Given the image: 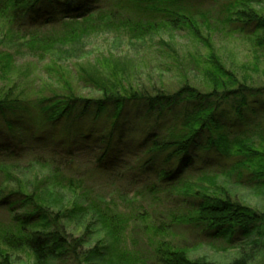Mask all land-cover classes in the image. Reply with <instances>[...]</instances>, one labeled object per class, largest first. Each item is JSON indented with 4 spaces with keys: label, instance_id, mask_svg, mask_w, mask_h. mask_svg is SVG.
Wrapping results in <instances>:
<instances>
[{
    "label": "trees",
    "instance_id": "obj_1",
    "mask_svg": "<svg viewBox=\"0 0 264 264\" xmlns=\"http://www.w3.org/2000/svg\"><path fill=\"white\" fill-rule=\"evenodd\" d=\"M259 1L232 0L214 7L216 0H0V69L6 73L15 65L19 48L41 61L62 49L70 54L88 38L105 34L117 41L122 37L146 43L159 32L184 30L210 52L203 28L231 23L232 13L238 23L264 31V17L248 8ZM239 6L244 8L237 11ZM209 58L208 94L184 88L167 95L153 89L152 96L146 87L127 79L128 69L108 58L99 65L86 60L76 77L49 61L46 75L53 86L59 85L51 86L52 97L28 100L9 89L2 93L0 138L5 135L10 145L0 144V211L6 215L0 223V264H12L11 254L16 252L26 253L34 264H134L126 238L130 223L152 229L157 236L191 225L193 246L205 243L224 255L233 252L227 261L192 258L184 239L180 245L163 242L154 250L159 264H257L264 259V212L213 195L211 175L202 177L200 185L186 178L198 170L199 161L206 166L215 154L241 158L231 171L255 168L253 177L264 174V152L252 150L242 134H231L228 128L235 123H228L222 109L229 98L238 99L235 114H241L238 124L245 126L242 87L216 57L209 54ZM80 88L97 92L99 98L78 96ZM84 119H90L86 126ZM139 121L146 128L134 148L144 161L132 172V181L140 187L132 195L117 189L107 195L97 192L88 184L90 172L81 170L74 153L51 149L43 137L52 130L54 140L74 139L91 147L103 143L98 167L112 173L120 152L114 140L120 147ZM30 127L39 135H24ZM26 151L34 154L26 164L13 157ZM143 175H153L157 182ZM157 199H162L161 205L170 200L185 204L188 212L180 217L172 214L169 220L159 214L158 225H149L143 201L153 204ZM95 234L97 242L89 246Z\"/></svg>",
    "mask_w": 264,
    "mask_h": 264
},
{
    "label": "rangeland",
    "instance_id": "obj_2",
    "mask_svg": "<svg viewBox=\"0 0 264 264\" xmlns=\"http://www.w3.org/2000/svg\"><path fill=\"white\" fill-rule=\"evenodd\" d=\"M223 2L231 3L232 0H216V4L213 6L216 7L217 4ZM242 7L239 6L237 11L241 10ZM248 8L264 17V0L253 2ZM231 19V23L227 21L214 23L212 24L213 27L209 29L202 27L203 37L208 39L211 45L210 52L196 37L187 34L184 30L182 32L181 30L159 32L146 43H131L122 37H119L117 41L108 34L94 35L85 40L83 45L76 47L74 52L70 54H65L64 49H62L53 52L41 61L19 48L15 56V65H12L6 73L0 69V95L9 89L14 96L21 99L34 100L36 97H52L51 86L55 89L59 85L53 86V80H49L50 78L46 75L51 67L49 61H55L58 63V67L76 77V70L79 65L85 64L86 60H89L91 65H94L96 60V64L99 65L102 63V58H108L114 63L122 64V68L125 67L131 73L127 79L134 80V85L146 87L149 92L153 93L152 96L155 94L153 89L163 90L167 95H173L184 88H191L200 94H208L212 91L211 83L206 75L210 68L208 62L210 54L212 57H216L228 72L232 73L238 86L242 87V95L239 98L245 103V107L243 106L245 126L243 122L242 126L238 124L241 114L239 113L238 117L235 114L238 99L229 98L227 103L222 104V109L227 113L225 116L228 117V123L233 125L235 123V126L232 125L233 129L231 126L228 128L229 131L235 135L242 134L243 139L250 140L252 150L259 153L264 152V31H254L253 28L245 26L241 22L238 23L236 14L232 13ZM2 44L3 39L0 37V50L3 49ZM11 53H15L13 49H11ZM234 86L236 87V85L230 87L233 89ZM78 96L87 99L99 98L97 92L83 88L78 90ZM84 120V126L88 125L90 119ZM104 121L103 118L100 123H104ZM2 128L4 126L0 119V132ZM30 128L23 130V134L25 131L26 134L24 135L32 136L31 134L36 132L39 135L38 129ZM145 128L146 125L139 121L137 124H132L133 131L125 135L124 141L119 142L120 147L118 141L114 140V144H117L116 147L120 152L117 151L119 153L117 154V167L112 173H105L103 168L98 167L97 161L101 156L103 143L99 142L91 147L89 144L74 139L57 138L58 140H54L52 139V130H46L43 137L48 138L47 142L51 149L59 151L68 148L74 153L77 165L80 166L81 170L90 172L87 174L89 177L88 184L97 192H103L107 195L110 191L117 189L132 195L134 191L140 189L139 184L135 185L132 181V172H137L144 161V155L134 148V142L141 138L140 133ZM59 134L62 133L59 132ZM8 142L9 140L5 135L0 138V144L9 146ZM33 155L30 151H26L13 157L21 164H26ZM201 156L204 158L203 154ZM251 157L250 155L248 158ZM253 158L258 163L257 157L253 156ZM240 159L238 156L225 159L215 154L210 157V162L206 166H203L202 162L199 161L198 170L190 171L186 174L188 175L186 178L190 182L200 185L204 184L203 180H200L202 177L206 178V175H211L214 182L210 190L213 195L222 199L228 197L233 202L240 203L258 213H263L264 174L253 177L252 172L255 168H239L231 171ZM199 169L201 170L199 171ZM143 176L147 181L157 182V177L153 175ZM155 202L149 204L148 200L143 201V207L147 215L149 214L151 217L150 222L152 224L149 225H158V218L155 216H159V214L165 215L160 219L169 220L172 214H177L180 217L188 212L185 204L175 203V200L167 201L163 205H161L162 199H157ZM4 221H6V215L0 211V223ZM138 225V223H130L126 232L128 248L136 258L134 264H159L154 256V250L160 248L163 242L170 243L173 241L180 245L183 239L191 249L192 258L207 256L208 258L227 261L233 257V252L224 255L225 253L221 252L219 248H211L205 243H201L200 246H193L195 241L192 237L195 236V232L190 228L191 225L180 228L174 227L169 230L170 235L167 234V236H157L152 232V229L149 232L146 228ZM146 237H148L149 242ZM97 238L98 235L96 234L91 236L92 241L89 242V246L94 245ZM11 261L12 264H34L33 259L22 252L11 254ZM257 264H264V259L258 261Z\"/></svg>",
    "mask_w": 264,
    "mask_h": 264
}]
</instances>
